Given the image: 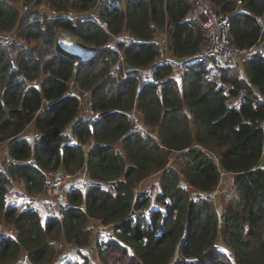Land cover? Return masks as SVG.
Instances as JSON below:
<instances>
[{
	"label": "trees",
	"instance_id": "16d2710c",
	"mask_svg": "<svg viewBox=\"0 0 264 264\" xmlns=\"http://www.w3.org/2000/svg\"><path fill=\"white\" fill-rule=\"evenodd\" d=\"M209 1L218 13L238 9L237 0ZM94 8L110 33L97 21L49 16ZM259 17L264 0H242L231 18L235 47L260 44ZM15 30V41L0 40V145L8 152L0 159V222L14 230L0 235V264H91L82 251L57 260L62 238L79 250L92 243L91 221L112 227L96 240L102 264H264V47L242 69L205 59L175 77L169 65L152 67L162 33L179 59L205 47L190 0H0V33ZM113 35L135 42L118 53ZM73 37L90 46L87 56L67 48ZM72 82L92 92L98 120L81 115ZM134 109L150 135L133 123ZM85 162L90 186L67 192L60 217L9 203L14 181L34 196L50 174ZM223 173L235 190L219 213L212 193ZM158 174L156 192L139 191Z\"/></svg>",
	"mask_w": 264,
	"mask_h": 264
},
{
	"label": "built area",
	"instance_id": "2783aa9c",
	"mask_svg": "<svg viewBox=\"0 0 264 264\" xmlns=\"http://www.w3.org/2000/svg\"><path fill=\"white\" fill-rule=\"evenodd\" d=\"M195 8V11L202 16L203 27L205 29L206 35V44L202 49L201 53L190 59H179L174 57L169 51L168 47V37L167 33L163 36L160 41L159 54L156 60L154 61L152 67L169 65L173 71L174 76H178L189 64L195 63L197 61L205 59H216L219 63H226L230 67H235L242 69L244 65V58H249L252 54H255L263 50L264 42L254 48L245 50L235 47L231 43L230 32H231V18L233 15L237 14L241 10L242 1L238 0L237 5L238 9L231 13H218L209 0H190ZM240 7V8H239ZM22 11L27 13L30 11L29 6H23ZM73 11V10H72ZM76 12V11H73ZM63 13V12H62ZM57 11H52L49 16L56 17L62 15ZM84 18L87 20L97 21L102 24V28L109 32L108 25L106 22L101 20V16L98 13V9L94 8L89 13H84ZM71 21H75L70 18ZM77 19V17H76ZM258 23L262 26L264 31V17H259L257 19ZM17 38V30L9 33H0V40L6 43H12ZM112 49L118 53L123 51L120 48V45L130 46L133 45L135 40L132 38H123L121 36H112ZM243 78V74L240 76ZM71 91L79 94L81 100V115L85 116L87 119L96 121L100 118L101 114L97 112L94 108V102L92 101V92L90 90H80L75 82L71 83ZM264 100V99H263ZM131 117L134 123L140 125V130L142 134L150 135V128L145 124L143 119V114L132 110ZM264 127V123H263ZM77 143V139L71 141V144ZM88 166H83L80 171L70 173L63 169H60L53 174H50V178L41 192L34 195L32 199V204L38 210L41 209L45 215H51L53 217H60L57 210L60 208V204L65 203L64 198L67 196V192L71 189H79L83 192L87 190L88 187L84 186L85 182L89 181V171ZM226 177V173L222 174L220 186ZM220 186L217 190L212 193V196H220ZM223 193V192H222ZM40 211V210H39ZM219 213H221L219 211ZM221 215V214H220ZM43 219V218H42ZM4 225V224H3ZM2 225L0 232L6 235H14L13 229H7L5 225ZM103 226V225H102ZM105 230H108V226L102 227ZM28 261V256L25 255L23 262ZM66 264V263H63Z\"/></svg>",
	"mask_w": 264,
	"mask_h": 264
},
{
	"label": "rangeland",
	"instance_id": "374dc122",
	"mask_svg": "<svg viewBox=\"0 0 264 264\" xmlns=\"http://www.w3.org/2000/svg\"><path fill=\"white\" fill-rule=\"evenodd\" d=\"M17 5L22 6V4L17 3ZM30 7V6H29ZM46 12V11H44ZM165 33H162L160 36H164ZM264 42V36L262 39V44ZM67 48L70 50H74L77 52H80L84 55H88L90 46L87 44H82L81 42H79V39L77 37H73L71 39V41L69 43H67ZM246 59L248 58H244V62L246 61ZM225 66H228L226 63H221ZM244 66V65H243ZM117 73V71H116ZM217 72L213 71L212 76H214ZM149 75V74H146ZM78 95V94H77ZM238 99H232L231 103L232 104H237ZM134 123V121H133ZM135 124V123H134ZM32 126L28 129V131H26L25 133H27L28 136H33L35 135V132L32 130ZM32 130V131H31ZM86 152H88L86 150ZM7 146L6 145H0V159H5V156L7 155ZM177 155L178 154H173L172 155V160H171V165L174 167H177L179 162L177 160ZM159 174L156 176H152L150 178L147 179V181H145L143 184H141L139 191L143 192V191H154L156 192L159 187H158V180H159ZM50 178V177H49ZM13 187L10 191V194L8 196V200L9 203L12 205H16L20 210L26 208L29 205H32V199H33V195H30L26 189L25 186L19 182V181H14L13 182ZM140 185V184H139ZM235 190V186L233 183V177L231 175H227L221 186H220V191L221 194L220 196L217 198V207L219 209V211L221 212V205H223V203H225L226 199L225 195H228V193H233V191ZM66 198L67 196L64 198V202L60 204V208H62V206L67 205L68 202H66ZM2 222H0V230L2 229ZM4 226V225H3ZM89 228H91L92 230V236H93V241L92 243L87 247V248H81V250H79V248H76L70 244H67L66 242L63 243H58L57 245V251H58V256H57V260L58 261H63L65 262V259H76L78 256H80V254H78L77 251H82L84 252L85 255L88 256L89 262L91 264H102L100 261V256H99V250L98 247L96 245V240L97 239H101V240H107L108 234H107V230L103 229L102 225L99 223H96L94 221H91L88 224ZM3 234V232H0V235ZM114 259H112L111 261H113Z\"/></svg>",
	"mask_w": 264,
	"mask_h": 264
},
{
	"label": "bare ground",
	"instance_id": "6f19581e",
	"mask_svg": "<svg viewBox=\"0 0 264 264\" xmlns=\"http://www.w3.org/2000/svg\"><path fill=\"white\" fill-rule=\"evenodd\" d=\"M238 1V0H237ZM242 1V0H241ZM26 6V5H25ZM62 17H64V18H66V19H69V20H71L70 18H72V19H74L75 21H80L81 23H87V22H90L89 20H87V19H85L84 18V13H82V12H73L72 10H69V11H65V12H63L62 13V15H61ZM76 17H77V19H76ZM92 22V21H91ZM92 23H96L97 25H99L101 28H102V24L101 23H98V22H92ZM65 34V32H62V34ZM63 34V35H64ZM70 36V35H69ZM68 38V37H67ZM70 38V37H69ZM68 38V39H69ZM15 41V40H14ZM113 44V43H112ZM122 58V57H121ZM92 98V97H91ZM93 101V100H92ZM134 110H136V111H138L137 109H134ZM138 112H140V111H138ZM136 124V123H135ZM136 126H138V128H139V130L141 129L140 128V125H138V124H136ZM83 166H88V163L87 162H85L84 163V165ZM142 184V183H141ZM141 184L139 185V186H141ZM84 186L85 187H89L90 186V184L88 183V182H85L84 183ZM41 210V209H40ZM41 214H42V217H43V219H45V218H47V217H51V215H45L43 212H42V210H41ZM53 217V216H52ZM111 226H108V230H107V234H108V236H111V235H113V233H112V230H111ZM63 243V242H65V240L62 238L58 243Z\"/></svg>",
	"mask_w": 264,
	"mask_h": 264
},
{
	"label": "water",
	"instance_id": "95a60500",
	"mask_svg": "<svg viewBox=\"0 0 264 264\" xmlns=\"http://www.w3.org/2000/svg\"><path fill=\"white\" fill-rule=\"evenodd\" d=\"M64 34V33H63ZM67 37L69 38L70 36L69 35H67Z\"/></svg>",
	"mask_w": 264,
	"mask_h": 264
},
{
	"label": "crops",
	"instance_id": "0c3cea01",
	"mask_svg": "<svg viewBox=\"0 0 264 264\" xmlns=\"http://www.w3.org/2000/svg\"><path fill=\"white\" fill-rule=\"evenodd\" d=\"M196 12V11H195ZM197 13V12H196ZM198 14V13H197Z\"/></svg>",
	"mask_w": 264,
	"mask_h": 264
}]
</instances>
